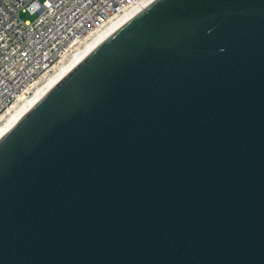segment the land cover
I'll use <instances>...</instances> for the list:
<instances>
[{"label":"water","instance_id":"95a60500","mask_svg":"<svg viewBox=\"0 0 264 264\" xmlns=\"http://www.w3.org/2000/svg\"><path fill=\"white\" fill-rule=\"evenodd\" d=\"M0 264H264V0H154L6 127Z\"/></svg>","mask_w":264,"mask_h":264},{"label":"built area","instance_id":"2783aa9c","mask_svg":"<svg viewBox=\"0 0 264 264\" xmlns=\"http://www.w3.org/2000/svg\"><path fill=\"white\" fill-rule=\"evenodd\" d=\"M153 1L0 0V117L90 34Z\"/></svg>","mask_w":264,"mask_h":264},{"label":"bare ground","instance_id":"6f19581e","mask_svg":"<svg viewBox=\"0 0 264 264\" xmlns=\"http://www.w3.org/2000/svg\"><path fill=\"white\" fill-rule=\"evenodd\" d=\"M153 1V0H150ZM147 4V3H146ZM139 9H132L130 12H124L117 15L111 21H109L105 27L90 34L84 42L74 49L69 55L55 65L49 72L43 75L30 90L29 95L20 96L17 101L10 107V109L0 117V134L8 127L37 97L66 69L74 66L79 62L86 54L92 51L97 45H99L105 37L127 22L133 17ZM143 9V7H142Z\"/></svg>","mask_w":264,"mask_h":264},{"label":"rangeland","instance_id":"374dc122","mask_svg":"<svg viewBox=\"0 0 264 264\" xmlns=\"http://www.w3.org/2000/svg\"><path fill=\"white\" fill-rule=\"evenodd\" d=\"M21 16L24 18V19H29V18H33L32 15L28 14V13H22Z\"/></svg>","mask_w":264,"mask_h":264}]
</instances>
